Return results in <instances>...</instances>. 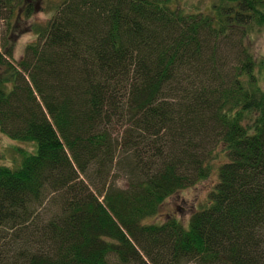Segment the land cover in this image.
<instances>
[{
  "label": "trees",
  "instance_id": "obj_1",
  "mask_svg": "<svg viewBox=\"0 0 264 264\" xmlns=\"http://www.w3.org/2000/svg\"><path fill=\"white\" fill-rule=\"evenodd\" d=\"M52 3L17 63L0 53V132L33 145L0 164V264H264V0ZM218 148L188 221L146 223Z\"/></svg>",
  "mask_w": 264,
  "mask_h": 264
},
{
  "label": "rangeland",
  "instance_id": "obj_2",
  "mask_svg": "<svg viewBox=\"0 0 264 264\" xmlns=\"http://www.w3.org/2000/svg\"><path fill=\"white\" fill-rule=\"evenodd\" d=\"M35 1V0H33ZM37 1V0H36ZM61 0H39L36 10L30 18L22 15L19 20L15 17L1 19L0 15V53L11 52L10 62L17 63L24 54L27 45L33 43L36 39L31 27L32 24L45 23L50 19L52 10L49 8L52 2ZM212 0H183L187 7L194 6L199 10L207 11ZM6 17V16H4ZM11 24V29H8ZM251 49L256 58H264V31H260L251 43ZM33 145L25 142L14 141L0 132V164L17 166L23 156L22 152H32ZM222 149L218 148L214 160H212V172L205 180L199 181L191 187H187L167 198L159 207L156 216L145 220L146 223H164L168 219L175 218L186 223L191 214L199 208L208 198L209 192L217 183V167L221 163L223 154ZM115 173V177L110 176L108 183L114 179L116 186L125 188L127 186V177L124 172L113 168L110 175ZM109 264H121L110 255Z\"/></svg>",
  "mask_w": 264,
  "mask_h": 264
}]
</instances>
